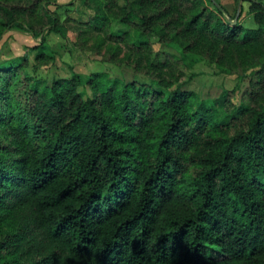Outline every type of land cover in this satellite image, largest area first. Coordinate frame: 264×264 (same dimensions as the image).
Listing matches in <instances>:
<instances>
[{"label": "trees", "instance_id": "trees-1", "mask_svg": "<svg viewBox=\"0 0 264 264\" xmlns=\"http://www.w3.org/2000/svg\"><path fill=\"white\" fill-rule=\"evenodd\" d=\"M245 1L255 26L220 0H81L65 20L73 1L0 0V39L73 21L133 71L0 62V264H264V0ZM201 60L247 84L201 97L180 81Z\"/></svg>", "mask_w": 264, "mask_h": 264}, {"label": "rangeland", "instance_id": "rangeland-1", "mask_svg": "<svg viewBox=\"0 0 264 264\" xmlns=\"http://www.w3.org/2000/svg\"><path fill=\"white\" fill-rule=\"evenodd\" d=\"M220 1L229 11L230 19L236 18L239 0ZM248 6L249 1L243 0L244 11L242 12L241 9L238 18L240 17V20L248 26H255L252 15L245 11ZM60 14L63 20L73 16L82 19L90 15L80 1L70 4L68 9L61 8ZM68 24L71 28L67 37L58 32L46 31L45 40L42 39V35L35 36L30 30L22 27L5 31L0 39V62L7 63L9 60L26 55L28 57L26 71L37 77H45L49 81L71 77L74 71L84 74L92 71H107L113 76L132 77V69L121 67L119 64L122 54L115 56L114 59H107V56H111L108 49H115V44L106 41L103 34L90 32L80 38L74 29L75 22L69 21ZM154 48L178 53L175 47L162 46L158 42H154ZM38 54H43L44 57L38 60ZM181 68L184 73L180 81L186 82V86L195 90L201 97L212 98L226 88L232 89L237 85L244 88L247 84V78L237 74L221 73L213 64L205 60L194 63L192 67L182 65Z\"/></svg>", "mask_w": 264, "mask_h": 264}, {"label": "water", "instance_id": "water-1", "mask_svg": "<svg viewBox=\"0 0 264 264\" xmlns=\"http://www.w3.org/2000/svg\"><path fill=\"white\" fill-rule=\"evenodd\" d=\"M242 4H243V0H239V2H238V14H237L236 18L232 19V22H234V23L237 22V20H238V16H239L241 9H242Z\"/></svg>", "mask_w": 264, "mask_h": 264}, {"label": "crops", "instance_id": "crops-1", "mask_svg": "<svg viewBox=\"0 0 264 264\" xmlns=\"http://www.w3.org/2000/svg\"><path fill=\"white\" fill-rule=\"evenodd\" d=\"M60 2H63V3H69V2H75V1H81V0H59Z\"/></svg>", "mask_w": 264, "mask_h": 264}]
</instances>
